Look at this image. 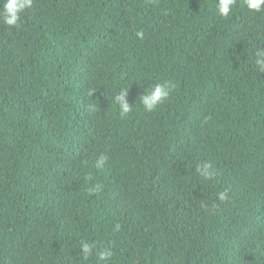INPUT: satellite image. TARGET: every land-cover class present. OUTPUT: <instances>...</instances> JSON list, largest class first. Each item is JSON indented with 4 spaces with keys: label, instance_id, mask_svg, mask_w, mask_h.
Returning a JSON list of instances; mask_svg holds the SVG:
<instances>
[{
    "label": "trees",
    "instance_id": "trees-1",
    "mask_svg": "<svg viewBox=\"0 0 264 264\" xmlns=\"http://www.w3.org/2000/svg\"><path fill=\"white\" fill-rule=\"evenodd\" d=\"M217 3L33 0L0 21V264H264V6Z\"/></svg>",
    "mask_w": 264,
    "mask_h": 264
},
{
    "label": "clouds",
    "instance_id": "clouds-1",
    "mask_svg": "<svg viewBox=\"0 0 264 264\" xmlns=\"http://www.w3.org/2000/svg\"><path fill=\"white\" fill-rule=\"evenodd\" d=\"M235 0H218L216 10L221 17L228 18L232 13ZM244 3L248 10L260 12L262 6H264V0H244ZM33 4V0H0V21L3 24L10 27H18L21 20V14L25 9L30 8ZM142 38L143 33H137ZM255 63L261 71H264V49H260L256 52ZM173 85L170 83H157L150 90L144 91L139 96L140 103L146 112L153 111L158 105L162 104L170 95ZM128 88L121 89L119 94L114 97L115 102L119 105V112L121 116H126L132 111V106L127 102ZM107 160V157L101 155L96 161L95 166L97 168L103 167ZM212 165L209 162H204L197 166L196 171L199 176L205 180L211 181L214 177V173L211 170ZM101 186L96 184L93 188L89 189L90 192L99 191ZM227 191H223L217 194V198L220 201L227 199ZM119 227V226H117ZM81 253L83 258L87 259L94 250V244L88 242H82ZM112 252L105 249L99 252L98 259L101 261H108L112 257Z\"/></svg>",
    "mask_w": 264,
    "mask_h": 264
}]
</instances>
